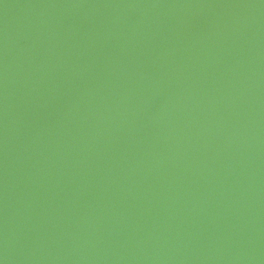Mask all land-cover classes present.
Here are the masks:
<instances>
[{
    "label": "water",
    "instance_id": "95a60500",
    "mask_svg": "<svg viewBox=\"0 0 264 264\" xmlns=\"http://www.w3.org/2000/svg\"><path fill=\"white\" fill-rule=\"evenodd\" d=\"M0 264H264V0H0Z\"/></svg>",
    "mask_w": 264,
    "mask_h": 264
}]
</instances>
